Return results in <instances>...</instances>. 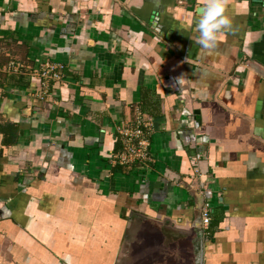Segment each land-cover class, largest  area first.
Segmentation results:
<instances>
[{
    "label": "crops",
    "instance_id": "0c3cea01",
    "mask_svg": "<svg viewBox=\"0 0 264 264\" xmlns=\"http://www.w3.org/2000/svg\"><path fill=\"white\" fill-rule=\"evenodd\" d=\"M206 3L0 0V264H264V0L211 50ZM137 110L154 159L115 164Z\"/></svg>",
    "mask_w": 264,
    "mask_h": 264
},
{
    "label": "built area",
    "instance_id": "2783aa9c",
    "mask_svg": "<svg viewBox=\"0 0 264 264\" xmlns=\"http://www.w3.org/2000/svg\"><path fill=\"white\" fill-rule=\"evenodd\" d=\"M62 64L45 62L33 75L40 80L39 97L44 98L49 92L51 85L62 80ZM26 66L18 60H10L5 66L0 67L2 73H22ZM1 89V87H0ZM152 121L146 118L141 110H137L133 124L124 123L117 127V133L121 140V149L113 156L112 161L115 164L129 167L135 164H147L153 161L150 145ZM203 159V153L196 152L194 160L196 163L195 173L200 174L199 163ZM195 176V174H194ZM212 220L211 203L208 198L204 201L201 209V227L206 231Z\"/></svg>",
    "mask_w": 264,
    "mask_h": 264
},
{
    "label": "clouds",
    "instance_id": "9594fccd",
    "mask_svg": "<svg viewBox=\"0 0 264 264\" xmlns=\"http://www.w3.org/2000/svg\"><path fill=\"white\" fill-rule=\"evenodd\" d=\"M231 23V19L224 15L223 0H207L197 24V43L204 49H214L218 34L230 29Z\"/></svg>",
    "mask_w": 264,
    "mask_h": 264
}]
</instances>
